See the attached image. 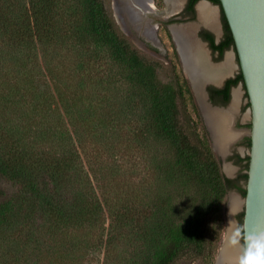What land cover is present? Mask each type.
Wrapping results in <instances>:
<instances>
[{
    "label": "trees",
    "instance_id": "1",
    "mask_svg": "<svg viewBox=\"0 0 264 264\" xmlns=\"http://www.w3.org/2000/svg\"><path fill=\"white\" fill-rule=\"evenodd\" d=\"M209 1L221 6L220 0ZM222 15L230 48L234 39L223 9ZM93 49L109 53L123 75V128L111 129L102 119L81 130L78 110L65 103L67 91L93 86L103 108L109 106L107 95L117 87L104 80ZM170 65L137 48L115 21L109 0H0V179L18 186L11 197L0 191V224L36 238L41 227L36 219L48 223L52 244L35 245L32 264H83L93 249L103 250L96 244L89 251L78 233L86 228L105 233L106 208L117 230L123 217L129 227L141 222L143 264L212 258L227 195L235 190L246 197L248 173L235 179L224 174L222 159L202 141L187 111L186 92L195 100L191 84ZM162 69L172 72L169 80L161 79ZM240 83L242 72L228 82ZM199 118L204 122L200 113ZM122 129L129 152L158 148L127 216L99 197L81 153L88 147L115 149L112 136L117 139ZM204 131L209 135L205 125ZM244 162L248 171L250 157L239 159ZM239 218L243 225L244 212ZM106 236L103 264H114V230Z\"/></svg>",
    "mask_w": 264,
    "mask_h": 264
},
{
    "label": "rangeland",
    "instance_id": "2",
    "mask_svg": "<svg viewBox=\"0 0 264 264\" xmlns=\"http://www.w3.org/2000/svg\"><path fill=\"white\" fill-rule=\"evenodd\" d=\"M111 9L113 11V15L115 21L121 30L129 37L133 43L139 48L143 53H145L150 58L157 59L162 63L170 64V66H175V71L177 74L185 77L190 82L187 73L184 70L181 56L177 50L175 43L172 41L171 37L168 35L164 28H160V40L163 42L162 44H155L151 42L149 37H145L141 30V26L136 22L129 14L128 10H125L126 4L131 3V0H109ZM151 1V0H150ZM148 0V2H150ZM154 5L159 10H168L169 4H166L163 0H154ZM132 7L137 8L135 4H132ZM139 10V8H137ZM179 9L176 8V10ZM175 10V11H176ZM139 15L146 20L143 12L138 11ZM169 13H171L168 10ZM155 18H162L161 14H156ZM147 22V21H146ZM149 27V26H148ZM152 30V29H151ZM151 37V36H150ZM146 43L153 45L156 47L157 52L150 51ZM179 49V48H178ZM95 54L100 55L98 58V64L101 66L100 69L103 70L104 80H111L112 83H115L116 87L113 89L115 92L110 94V97L107 95L109 106L105 109L103 108V104L101 102V98L97 97L94 92L93 86L87 87V89H77L76 91L70 90L67 91L68 99H66L65 103L69 104V107H74V110H78L75 118H77V124L83 130V126H86L87 122H91L93 125H99L102 122V119L107 122V124L111 127H117L122 125L123 128V109L120 108V97L123 98V75H121L118 67L110 60L109 53H105L104 50L101 49H93ZM232 53L234 50H231ZM106 56V57H105ZM73 61V60H72ZM94 62V61H93ZM73 65V64H72ZM77 63H75L76 67ZM74 67V65H73ZM98 69V68H97ZM172 74L171 71L167 69H162L160 71V77L162 80H169ZM111 75V76H109ZM109 76V77H107ZM97 81V79H96ZM191 84V82H190ZM192 87V86H191ZM237 90H242L243 95V106L245 107V116L244 121L249 123L244 125V130H250V122H251V114L250 107L248 104V98H246L245 89L241 87V85L236 88ZM193 90V89H192ZM195 100H191L189 94L186 92V101L185 105L189 115L192 117L193 121L197 124V130L202 141L213 148L212 142L210 140V134L206 135L204 131L205 122H201L199 118V113H201V109L199 103L197 102V97L193 91ZM75 95V98H74ZM111 97H115V103L112 102ZM75 100H72V99ZM119 99V100H118ZM64 103L62 105L64 108L67 105ZM68 107V109H69ZM82 111V113H80ZM85 111L90 112L92 116L89 118H85L83 113ZM248 117V118H245ZM80 119L81 121L79 122ZM84 119V120H83ZM70 120V118H69ZM204 121V120H203ZM203 123V124H202ZM112 129V128H111ZM120 132V136L116 139V136H112L115 139L114 144H116L115 149H104L101 152L99 149L93 147H88L87 152L81 149L82 157L86 164L87 169L91 172L92 176L95 179V183L98 185V195L101 198H104L108 201L112 211L121 212L122 215L127 216L128 210L133 206L131 200L136 201L137 197L140 193L142 179L146 172H148V161L149 158L154 154L158 153V148L156 150L146 151L147 154H140L129 152L126 149V144L123 143V129ZM247 154L250 152V148L246 147ZM160 151L167 152L166 147L159 148ZM214 150V148H213ZM214 152L219 156L218 152L214 150ZM232 162L230 163H222V171L224 174L234 177L235 169L232 167ZM102 168V171H101ZM228 168H231L232 171H228ZM228 174H227V173ZM125 182L128 184L125 186ZM0 191H2L5 198L13 196L18 191V186L14 183L7 181L5 179H0ZM233 195H238L243 199L244 197L237 191L232 190L227 195L226 207H225V219L223 220V225L219 229V240L216 246V251H214V255L212 258L201 259V258H186L179 264H216L219 256V252L225 239L228 225V212L229 203L233 197ZM235 197V196H234ZM138 202V201H137ZM137 209V208H136ZM106 229L105 233L102 234L103 231H98L95 228H86L82 230L80 233V238L83 239V245L90 251L91 245L96 247L98 244L103 247V250L93 249L92 252L87 254L85 262L83 264H103L105 258V246L107 240L108 231L114 230V235L116 237L114 253L111 254L112 259L114 260V264H143L142 255L140 253V246L142 245V241L140 240V232L141 222L136 224L133 223L130 227L126 225V219L123 217V221L121 226L117 230V224H112V218L109 208H106ZM244 212L243 207L239 209V211L234 214V218L237 221V225H241L240 215ZM135 221V220H134ZM47 224L43 218L36 219V225L38 226V236L35 233L36 238L28 237V231L20 234L14 225L9 227H5V225L0 224V264H2L3 259L10 260L12 264H32L35 259L36 254H32V249L36 246H41L45 243L52 244L48 239L49 235H47ZM112 224V226H111ZM130 225V224H128ZM135 227H132L134 226ZM93 227V226H92ZM132 227V228H131ZM28 229V226L25 228ZM10 238V239H9ZM221 238V239H220ZM103 239V240H102ZM79 241H75L70 244H77ZM97 244V245H96ZM45 246V244H44ZM85 251V250H84Z\"/></svg>",
    "mask_w": 264,
    "mask_h": 264
},
{
    "label": "flooded vegetation",
    "instance_id": "3",
    "mask_svg": "<svg viewBox=\"0 0 264 264\" xmlns=\"http://www.w3.org/2000/svg\"><path fill=\"white\" fill-rule=\"evenodd\" d=\"M134 4H136V0H133ZM166 4H169L168 10L171 12L169 13L168 10H159L154 5V0L150 1L152 4L149 7L148 11L144 10H138L137 8L132 7L130 4H128L131 7V10L133 14H135L136 22L140 24L141 30L143 32V35L147 38L149 37L151 42L159 45L162 44L160 40V34L159 30L160 28H164L168 35L171 37L172 41L175 43L177 50L179 52V55L181 56V60L183 59V56L180 52L179 43L175 34L176 29H186L189 33V37H191L192 41L199 44L202 48H204V52L207 57V61L212 67H218V65L223 64L227 60V56L233 55V70L228 75H224L219 78V80H208V83L205 87V104L207 105L209 109L213 111H218V113H227L231 108L234 106L235 102V92L236 88H238L240 85L242 88L245 89L246 98H248V94L246 91V87L244 83L237 84L235 86H232V84H228L230 80L236 79L241 70L239 68V59L236 55L235 50V44L234 46L230 48H226L225 41H226V31L224 28V22H223V15H222V7L218 4H214L213 2L209 0H178L179 1V9L176 10V8H173L170 6L169 0H163ZM203 2L209 3L212 7L216 8L217 15L213 16L212 19L214 21L215 17V23H211L210 20L205 21L204 18L201 16L200 13V5ZM148 3V0L146 1ZM138 5V3L136 4ZM135 5V6H136ZM176 10V11H175ZM141 11L145 15V19L139 15V12ZM156 14H161L162 18H155L157 17ZM133 18V16H132ZM147 21V22H146ZM217 23V24H216ZM182 25V26H181ZM149 26V27H148ZM216 26V28H214ZM152 29V30H151ZM151 36V37H150ZM199 40V41H197ZM147 48L150 51L157 52L158 49H156L155 46L150 45L149 43H146ZM234 50L232 53L231 50ZM184 61V59H183ZM183 64V62H182ZM184 67V66H183ZM187 69V68H186ZM185 70V69H184ZM188 78L190 77V82L192 89L195 93V96L197 97V102L199 103L200 109H201V115L205 122V127L210 134V140L212 142L213 148L215 151L218 152L219 157L222 159L223 164L224 163H230L232 162V167L235 169V176L229 178L235 179L239 176V174L248 173V171L245 168V165L247 162H244L243 164L239 163V159H247L249 157V154H247L246 147L251 148V138L248 134L247 130H244V125L249 124L244 121L245 116V105L243 106V95L241 94V97L239 100L240 104L239 106L235 108L234 111L230 112V122L228 124V130L230 133L235 134V141L234 139L229 140L226 142V149L224 152L221 151L220 147L217 144L216 139V133L214 132L210 122L209 118L205 116L206 111L204 108V105H201V103L198 100V93L194 87V82L189 75L187 71ZM207 82V81H206ZM242 91V90H241ZM204 93V92H203ZM230 96L229 101L227 102V96ZM248 104L249 98H248ZM250 107V106H249ZM220 111V112H219ZM237 111V112H236ZM207 115V114H206ZM234 116V118H233ZM247 118V117H245ZM233 120V121H232ZM232 121V122H231ZM232 123V125H230ZM251 129V122L250 127ZM238 133V134H237ZM238 137V138H237Z\"/></svg>",
    "mask_w": 264,
    "mask_h": 264
},
{
    "label": "water",
    "instance_id": "4",
    "mask_svg": "<svg viewBox=\"0 0 264 264\" xmlns=\"http://www.w3.org/2000/svg\"><path fill=\"white\" fill-rule=\"evenodd\" d=\"M220 3L233 35L251 114L247 194L243 199L237 196L244 210L243 225L248 232L259 233L264 232V0H220ZM182 62L187 71L183 59ZM207 83L202 85L204 94ZM230 205L231 201L229 210Z\"/></svg>",
    "mask_w": 264,
    "mask_h": 264
},
{
    "label": "bare ground",
    "instance_id": "5",
    "mask_svg": "<svg viewBox=\"0 0 264 264\" xmlns=\"http://www.w3.org/2000/svg\"><path fill=\"white\" fill-rule=\"evenodd\" d=\"M146 1L147 0H136V4L138 3V5H136V4L135 5L141 11L142 10L145 11V9L148 11V9L151 5H150V2L146 3ZM169 3H170V6L172 7V9L179 6L178 0H169ZM129 4L132 6V4H134V1L131 0V3H129ZM206 4L200 5V13H201V16L204 18V20L206 19L205 21L210 20V22H211V21H213L212 17L216 13L214 12V10L212 11L210 6H208ZM125 10H128L129 14L131 16H133L134 20H136V18H135L136 16H135V14H133L131 7L129 5L126 4ZM213 12L215 14H213ZM215 22L216 21H215V17H214V21L211 23H215ZM214 28H216V26ZM175 34H176V37H177V40L179 43L180 52L183 56L184 63H185L186 68H187V72L191 76V78L194 82V87L198 93V100L201 103V105H204V108H205V111L207 114V115L205 114V116L209 118V122H210L214 132L216 133V139L218 142L217 144H219L218 146L220 147L221 151H223V152L225 150L227 151L226 142H228L231 139H234V141L236 140L235 134L230 133V131L228 130V128H229L228 124L230 122L229 119L231 118L230 112L234 111L235 108L237 106H239L238 103L240 102L239 100H241L240 97H241L242 91H241V89L236 90L235 99H234L235 100L234 106L231 108V110H229V112H227L226 114L223 113L224 111L222 113H218V111L216 112V111H213V110L209 109L208 107H206L207 106L205 104V101H206L205 97L206 96L203 93L202 85H203V83H205L208 80H213V81L219 80L220 77H222L224 75H228L229 73H231L233 70V67H234L233 59H232L233 55H230V56L228 55L226 62H224V64H222V66L220 65L218 67H212L209 64L210 62L208 63V61H207V57H206V54L204 52V48H202L196 42L192 41L191 37L188 36L189 33L187 32V30L185 28L184 29H176ZM233 118H234V116H233ZM230 125H232V123ZM231 141H233V140H231ZM228 171L230 172V171H232V169L228 168ZM228 175H231V174H228ZM240 208H241V200L239 199V197L237 195H233L232 200H231V205H230L231 213L235 214L236 211L238 212ZM233 221H235V220H233ZM232 227H234V224L232 225ZM225 247H226V249H225V253L223 254V257H222V262H224V263L229 262V261L231 262V260H232V262L236 261L237 260L236 259V256H237L236 255V249H235L236 247H230L227 244ZM238 257H239V255H238Z\"/></svg>",
    "mask_w": 264,
    "mask_h": 264
},
{
    "label": "clouds",
    "instance_id": "6",
    "mask_svg": "<svg viewBox=\"0 0 264 264\" xmlns=\"http://www.w3.org/2000/svg\"><path fill=\"white\" fill-rule=\"evenodd\" d=\"M229 215L232 216L231 209ZM229 225L227 245L241 250L236 264H264V232H248L246 225L232 227L233 220Z\"/></svg>",
    "mask_w": 264,
    "mask_h": 264
},
{
    "label": "crops",
    "instance_id": "7",
    "mask_svg": "<svg viewBox=\"0 0 264 264\" xmlns=\"http://www.w3.org/2000/svg\"><path fill=\"white\" fill-rule=\"evenodd\" d=\"M207 2H203L202 4H206ZM206 5H208V6H210V8L212 9V11L214 10V12L215 13H217V10H216V8H214V7H212L209 3H207ZM213 12V14H215ZM215 15H217V14H215ZM224 64V63H223ZM221 66H222V64H220ZM220 65H218V66H220ZM230 220H235V218H234V214L232 215V216H230L229 215V212H228V225H227V232H226V236H225V239L223 240V243H222V246H221V249H220V252H219V256H218V259H217V263L216 264H236V261H234V262H232V260H231V262L229 261V262H226V263H224V262H222V257H223V254L225 253V249H226V244H227V240H228V237H229V233H230V231H229V221ZM233 224H234V227H236L237 226V221L235 220V221H233ZM236 249V259L238 258V255H240L241 254V250L239 249V248H235Z\"/></svg>",
    "mask_w": 264,
    "mask_h": 264
}]
</instances>
